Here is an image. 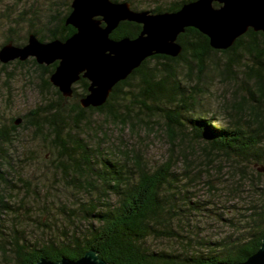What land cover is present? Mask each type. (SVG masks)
Masks as SVG:
<instances>
[{
  "label": "trees",
  "instance_id": "obj_1",
  "mask_svg": "<svg viewBox=\"0 0 264 264\" xmlns=\"http://www.w3.org/2000/svg\"><path fill=\"white\" fill-rule=\"evenodd\" d=\"M113 1L159 13L177 11L192 0ZM68 9L72 10L70 5ZM141 30L140 23L123 20L111 36L135 38ZM178 40L183 46L178 56L146 58L96 107H84L79 101L88 93V79L81 82L82 92L75 89L73 96L66 97L50 80L54 66L39 64L35 58L0 61V264H33L43 256L54 261L64 256L78 259L90 249L110 264H214L242 262L260 248L264 237V31L249 28L226 49L213 48L209 37L194 27H187ZM9 41L23 44L13 35L4 43ZM209 60L220 80L233 81L236 87L234 102L221 106L227 109V119L204 110V95L212 94L207 84L208 73L214 72ZM30 62L33 65L28 66ZM14 63L20 74L9 69ZM22 75L34 78V82L26 80L38 85L35 88L42 102L22 116H9L14 104L13 82ZM92 113L122 126L145 124L150 130L156 129L154 116H163L171 142L168 156L152 163L134 146H111L107 151L100 142L90 145L78 132L96 129ZM19 117L22 121L17 124ZM177 138L189 148L177 144ZM26 149L32 153L29 165L37 162L42 169L48 164L40 167L39 162L50 163L47 169H53L55 177L61 172L63 186L75 198L57 206V212L43 207L50 220L62 214L65 227L59 236L53 235V225L28 214L20 196L21 186L15 178L24 181L32 198L38 200L36 189L20 178V167L29 161ZM189 149L202 159H191ZM223 164L228 168L221 167ZM224 171L229 174L226 178ZM199 184L210 195L225 193L233 198L240 197L243 186L248 185L253 197L242 205H225L220 211L212 205L214 200H195L192 194L197 195V188L193 187ZM194 212L217 213L233 233L217 239L200 236L193 224ZM7 215L14 222L11 233ZM23 218L46 226L47 231L50 228V235L30 240L17 226ZM152 240H166L168 245L155 249ZM12 250L14 259L10 260L6 254Z\"/></svg>",
  "mask_w": 264,
  "mask_h": 264
},
{
  "label": "water",
  "instance_id": "obj_2",
  "mask_svg": "<svg viewBox=\"0 0 264 264\" xmlns=\"http://www.w3.org/2000/svg\"><path fill=\"white\" fill-rule=\"evenodd\" d=\"M71 7L67 23L76 28L75 33L49 42L31 34L25 45L9 41L0 47V61L35 57L38 63L51 64L58 60L50 80L66 97L74 95L81 77L89 79L88 93L79 98L84 107L103 105L114 86L146 58L155 54L178 56L183 51L178 38L187 27L206 34L215 49L229 48L249 28L264 31V0H192L177 11L159 13L135 10L127 1L113 0H73ZM123 20L140 23L139 35L113 38L111 33ZM21 121L19 117L16 123ZM33 264L110 263L90 249L78 259L64 256L54 261L43 256ZM214 264H264V237L260 248L246 260Z\"/></svg>",
  "mask_w": 264,
  "mask_h": 264
},
{
  "label": "rangeland",
  "instance_id": "obj_3",
  "mask_svg": "<svg viewBox=\"0 0 264 264\" xmlns=\"http://www.w3.org/2000/svg\"><path fill=\"white\" fill-rule=\"evenodd\" d=\"M66 3L69 2V4L72 2L71 0H65ZM146 3H169L173 0H145ZM144 4V3H143ZM54 6L56 8L62 7L61 14H63L64 11H68L66 6L64 5V0H0V47L4 43L5 39L8 36H11V34L21 39L24 36V33L27 29V24L25 21L23 23L21 22V25H17L14 21L16 18H19L20 16H28L31 13H35L36 15H40L44 17V15H47L50 13L49 9H53ZM35 16V15H34ZM12 26V28H11ZM11 28V29H10ZM16 28L18 34H14L12 32V29ZM24 38V37H23ZM220 57L222 59L224 58L221 54ZM214 62L212 60H209L208 65L209 67L213 66ZM33 65L31 62L28 63V66ZM214 67V66H213ZM29 68V67H28ZM30 68H33L31 66ZM10 70L13 69V72L15 74H20V67H18L15 63L9 67ZM214 72L208 73L210 74L207 80V84L210 86L209 93H212L211 95H204V99L202 100L205 104L204 110L210 111L211 113H215L217 115L216 118L218 119H227L225 112L227 109L221 108L222 105L227 104L229 106L230 103L234 102L235 96L234 91L236 89L234 82L232 81H221L220 77L221 75L218 73L217 70H214L212 67L210 68ZM219 75H218V74ZM240 74L241 71H239ZM20 76V75H19ZM29 80L32 78V76L28 77ZM25 75H22L21 77H17L14 82V104H13V111L11 110L10 113H7V115L11 116H22L25 112L29 111L32 108H35L37 105L41 104L42 99L39 94V92L36 90L38 87L37 84L33 85L31 82H34L32 80L27 81ZM196 80V77L194 78ZM36 87V88H35ZM76 89L79 92L81 91V85L75 84ZM206 94V93H205ZM239 94L247 97L245 95L243 90H239ZM240 96V95H239ZM74 102V100H71ZM71 102V103H72ZM227 113V112H226ZM92 124L94 125V130H90L89 128L84 129V131L78 132L79 137L84 138L90 145H98L101 143V149L103 150H110L111 146H124L125 149L130 148L132 146L137 147V149L144 154L145 157L149 158V160L153 163L162 162V160L166 159L170 152L171 142L167 136V132L165 129V118L163 116H154L156 117L154 121H156L155 124V130H150V128L146 127L145 124L140 126L132 127V125H126L122 126L121 124L114 123L111 118H107L102 114L98 113H92L90 114ZM136 125V124H135ZM101 127V128H100ZM101 129L100 131H97L98 129ZM90 133V134H88ZM26 134V133H25ZM180 134V133H179ZM180 136V135H179ZM178 136V138H180ZM177 138L180 146L182 148L188 147V145L183 141L181 142ZM189 148V147H188ZM27 150V149H26ZM25 150V151H26ZM189 149V155L190 158L202 159L199 158L198 155L194 154L192 150ZM105 151V153H107ZM27 155L29 158V161L25 163L23 167H20L21 176L20 178L27 180V183L30 185V187H34L36 191L38 192V200L33 199L32 195H30L31 190H28L27 184H24L25 182L22 180H19V178H15V181L17 184L21 186V193L20 196H22L25 199V209H29L30 215L37 216L40 219L43 220V222L48 223L50 225H53V235L54 233L59 236L61 234V230L65 227V223L62 224V214H57L59 216L52 217V220H50V216L48 213H46V209L49 208V210H56L57 206L62 205L65 202L71 203L72 199L75 200V198L72 196L70 191L66 189L62 184L61 179V172L57 171V177L54 175L53 169H47V167H51V164L48 162H39L40 167L44 166L45 164H48L47 167H42V169L37 168L38 166L35 165L34 162L33 165H29L30 163V157H31V151L28 149ZM197 156V157H196ZM182 163V162H181ZM38 164V163H37ZM43 164V165H42ZM181 168V164H179ZM221 167L228 168V165L223 164ZM256 168H261L260 165L256 164ZM44 168V169H43ZM41 172H43V175L41 176ZM45 172L47 175H45ZM223 176L228 177L229 174L222 172ZM41 177V179H40ZM60 180V182H59ZM57 183V184H56ZM55 185V186H54ZM202 185H196L193 187L195 190L197 188V195L194 193L192 194L195 200L198 197H201L203 199L208 200H214L216 201V204H212L214 207L219 208L220 211L223 210V207L230 206L233 204L242 205L245 200L250 199V197H253V192L250 189L248 185L243 186L244 189H242V195L236 196L233 198V195H227L221 194L218 196L210 195L208 189H204L201 187ZM249 187V189H248ZM220 191H223L221 189ZM241 193V192H240ZM61 194V195H59ZM255 196V195H254ZM72 198V199H71ZM47 206V208L45 207ZM46 208L44 210V208ZM25 209H23L21 212H25ZM217 212V211H216ZM230 213V211H227V214ZM207 215H203L201 212H194V215L196 216V221H193V224H197L196 232L199 233L200 236H203L204 234L212 235L214 239L217 238H224L228 236L229 234L233 233V230L229 228L224 222H222L217 213L211 214V216L206 213ZM231 214V213H230ZM7 230L11 233L12 227H14V222L12 221V217L7 215ZM194 218V216H193ZM19 220V221H18ZM17 226L20 230L24 229L27 237L35 241L37 239H42L43 237L46 238L50 235V228L49 231L42 225L38 224L35 225V222L31 220L24 219H18ZM57 223L60 224V227L57 228ZM39 228H38V227ZM23 231V230H22ZM1 242V240H0ZM153 248L158 249L160 247L164 248L167 247L168 242L166 240H152ZM3 252L0 251V262L3 259ZM6 257H8L10 260L14 259V252L9 251L8 254H6ZM5 260V257H4Z\"/></svg>",
  "mask_w": 264,
  "mask_h": 264
},
{
  "label": "flooded vegetation",
  "instance_id": "obj_4",
  "mask_svg": "<svg viewBox=\"0 0 264 264\" xmlns=\"http://www.w3.org/2000/svg\"><path fill=\"white\" fill-rule=\"evenodd\" d=\"M71 3L70 4H69V2L66 3V1L64 0V5L65 6L67 5L66 6L67 9L69 8V5L71 6ZM61 8L62 7L56 8V6H54L53 9L48 8L50 13L47 15H44V17H42L40 15H36L35 13L34 14L31 13L28 16H23V17L20 16L19 18H16L14 22L17 25L20 26L21 22L23 23V21H25V23L27 24V29H26L24 36H23L24 38L23 37L21 38V40H22L21 42H23V44H18V45H25L28 42L29 36L31 34H35L43 42H49V41H52L55 39L65 40L69 36H71L73 33H75L76 30L74 32H72V30L75 27L72 24L67 23V17L72 10L70 12H68L69 11V9H68V11L66 10L63 12V14H61V12H62ZM18 22H19V24H18ZM12 32L14 34H18L16 28H13ZM33 58H35V57H29L28 59H33ZM28 59H26V60H28ZM58 63H59V61L57 60L51 64L43 63L42 65L54 66L52 71H51V74H52V72L56 69ZM39 64H41V63H39ZM51 74H50V76H51ZM85 79H88V78L81 77V79L77 82V84L81 85V82Z\"/></svg>",
  "mask_w": 264,
  "mask_h": 264
}]
</instances>
